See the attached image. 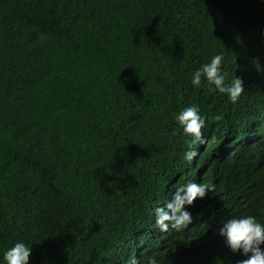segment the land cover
<instances>
[{
	"label": "trees",
	"instance_id": "16d2710c",
	"mask_svg": "<svg viewBox=\"0 0 264 264\" xmlns=\"http://www.w3.org/2000/svg\"><path fill=\"white\" fill-rule=\"evenodd\" d=\"M216 54L236 103L191 84ZM189 182L211 190L161 230ZM243 215L264 223V0H0V264L18 241L29 264H237L218 229Z\"/></svg>",
	"mask_w": 264,
	"mask_h": 264
},
{
	"label": "clouds",
	"instance_id": "9594fccd",
	"mask_svg": "<svg viewBox=\"0 0 264 264\" xmlns=\"http://www.w3.org/2000/svg\"><path fill=\"white\" fill-rule=\"evenodd\" d=\"M223 56L216 54L210 61L202 64L192 73L191 84L200 87L202 78L212 91L225 94L231 103H236L241 93L244 92L243 82L234 77L227 81V72L221 67ZM219 119V117H213ZM175 120L181 126L183 133L191 138V143L203 144L205 139L201 129L205 125V118L199 114L196 105L183 108ZM197 155L196 151L190 150L185 153L186 159H192ZM206 190L211 188L204 184L189 182L177 188L172 197L163 207L155 210L156 225L161 230L169 228L180 230L191 223V214L186 210V205H191L199 197L203 198ZM218 234L223 238L225 245L231 252H239L244 258L237 264H264V223L255 216L243 215L226 219L218 229ZM31 247L24 242H15L3 253L4 264H29ZM130 264H136L133 259ZM147 264H158L154 257H149Z\"/></svg>",
	"mask_w": 264,
	"mask_h": 264
}]
</instances>
